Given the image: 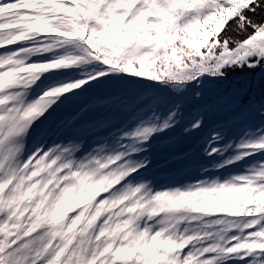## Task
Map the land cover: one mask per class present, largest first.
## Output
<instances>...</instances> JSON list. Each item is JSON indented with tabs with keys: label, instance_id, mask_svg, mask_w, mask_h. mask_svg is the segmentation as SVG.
I'll return each mask as SVG.
<instances>
[{
	"label": "snow or ice",
	"instance_id": "6c2138e0",
	"mask_svg": "<svg viewBox=\"0 0 264 264\" xmlns=\"http://www.w3.org/2000/svg\"><path fill=\"white\" fill-rule=\"evenodd\" d=\"M0 264H264V0H0Z\"/></svg>",
	"mask_w": 264,
	"mask_h": 264
}]
</instances>
